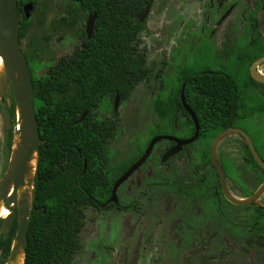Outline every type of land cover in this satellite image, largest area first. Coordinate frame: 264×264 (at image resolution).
<instances>
[{"label":"rangeland","instance_id":"obj_1","mask_svg":"<svg viewBox=\"0 0 264 264\" xmlns=\"http://www.w3.org/2000/svg\"><path fill=\"white\" fill-rule=\"evenodd\" d=\"M23 1L34 6L22 27L20 23V46L39 85L51 68L79 46L89 15L72 0ZM256 2L155 0L145 29L134 41L136 52L145 55L140 81L120 101L118 121L112 116L113 100H104L96 112L99 120H110L116 126L106 148L109 179L116 182L123 175L124 163L144 149L149 139L190 138L193 125L185 115L178 111L173 118L164 119L155 109L161 99H175L186 74L184 67L225 71L235 77L242 99L240 119L232 127L251 137L264 160V101L256 89L247 86L251 67L247 58L264 53L249 43L253 37L247 30L249 13L258 10ZM257 12L263 18L264 12ZM258 29L264 44V29ZM258 69L264 74V65ZM5 91L0 97V180L11 163L6 144L10 125L6 100L15 97L9 83ZM72 96L73 90H63L53 97L60 101ZM36 105L42 107L43 101L37 99ZM215 134L194 141L165 162L161 158L171 144L158 142L145 164L117 190L119 205L129 209L113 203L104 207L111 196L98 208L87 207L74 264H264V233H257V227L249 223L251 210L224 204L219 195L222 204H214L209 196L192 199L172 188L182 184L191 189L202 175L213 187L218 186L215 167L204 155ZM245 142L237 132L225 136L217 144L216 158L231 196L247 204L264 202V172L249 162ZM31 209L32 204L30 213ZM236 227H247L248 233L241 234Z\"/></svg>","mask_w":264,"mask_h":264},{"label":"trees","instance_id":"obj_2","mask_svg":"<svg viewBox=\"0 0 264 264\" xmlns=\"http://www.w3.org/2000/svg\"><path fill=\"white\" fill-rule=\"evenodd\" d=\"M72 1L82 7L87 15L95 12L98 15L91 38L84 30L79 46L58 66L51 68L44 81L36 85L32 73L35 102L37 99L43 101L42 107L36 105L43 142L33 183L24 264H74V256L81 248L80 237L87 207L102 206L101 203H105L104 200L107 201L111 196L115 183L108 177L106 148L116 126L110 120H99L96 112L104 100H113L117 95L122 97V101L128 97L144 72L145 55L136 52L134 41L146 24V21H139L138 15L155 0ZM23 6L24 1L19 0L18 13L23 19L21 27L27 20ZM256 8L264 12V0H257ZM257 11L249 13L247 30L253 36L249 43L264 51V44L260 40L262 33L258 29H264V15L260 19ZM22 36L21 28L20 40ZM263 55L247 56V59L252 64ZM186 75H183V83L173 101L165 102L161 99L155 104L160 117L173 118L180 111L193 125L194 133V123L181 101V88L186 82V102L199 123L219 125L200 126V139H210L208 132L212 129L221 132L232 127L242 99L235 77L225 72ZM247 86L256 89L264 101L263 83L257 82L249 74ZM63 90H73L72 98L56 101L54 94ZM6 107L10 123L6 144L11 153L17 126V103L14 96L6 100ZM85 111L89 113L80 121ZM112 116L113 120H119L118 112L113 110ZM149 142L150 139L144 149L124 163L120 176L142 156ZM245 144L249 162L264 172L255 161L248 143ZM209 154L210 146L205 156L211 162ZM216 177L219 180L217 170ZM209 180L206 175H202L191 189L182 184H174L172 188L188 194L192 199L209 196L214 204H222L217 197L219 195L223 197L224 204L241 211L251 210L249 223H252L253 228L257 227V233H264V207L252 206L264 202L255 200L251 205H234L225 198L220 183L215 188ZM118 206L129 209L128 206ZM218 209L223 210L222 206ZM18 228V220H15L9 233L0 235V264H5L9 258ZM236 229L241 234L243 231L248 233L247 227Z\"/></svg>","mask_w":264,"mask_h":264},{"label":"water","instance_id":"obj_3","mask_svg":"<svg viewBox=\"0 0 264 264\" xmlns=\"http://www.w3.org/2000/svg\"><path fill=\"white\" fill-rule=\"evenodd\" d=\"M33 6H34L33 2H29L24 5L23 10L26 18H29L30 10L33 8ZM18 7H19V0H0V56H2L4 59L7 69L8 83L14 88L17 108L18 106H20L22 110V118H23V126L20 129V133L22 134V140H23L22 150L18 154L17 159L14 162L10 163L8 171L0 180V193H4V191L8 188L11 180L13 178L16 179V186L13 192L10 195L4 194L3 196L4 206L8 209H10L12 204L18 205L17 189L23 181L25 166L35 148L38 150V153L40 155V145L43 142V139L40 134L39 121L36 111L32 72L28 60L26 56L22 53L20 46V39H19L20 18L18 13ZM150 10H151V4L147 5L140 12V14L138 15V19L140 22H144L146 20V18L149 16ZM97 15H98L97 12L90 14L86 22V33L88 34L89 38H91L93 34ZM263 64H264V55L256 59L251 64L250 74L254 80L264 84V74L261 73L258 69L259 66ZM16 73L18 74V77L16 76ZM120 101H121V96L117 95L114 100V110L116 112L119 110ZM181 101L185 110L190 114V117L195 125V133L193 134V136L187 139H178L172 136H155L154 138H152L147 148L145 149L144 153L142 154V156L135 163H133L130 166V168L115 182V184L113 185L111 198L106 202L105 205L109 203H114L116 205L119 204V198L117 196L118 188L135 171H137L145 164V162L151 156L154 147L158 142L162 140H167L175 143L174 146L170 147L164 153L162 157V162H165L169 158L180 153L181 150H183L184 146L189 145L198 139L200 134V123L196 114L186 102L185 85H183L181 90ZM88 113H89L88 111H85L81 116L80 121H82L87 116ZM233 132L240 133L246 139L255 161L261 168L264 169V160L257 151L251 137L245 131L235 127L226 129L214 139L211 146V160L218 169L222 191L226 196L227 200L235 205H246L247 204L246 201L235 198L231 196V194L229 193V190L227 189L225 183L224 170L216 158L217 144L225 136ZM38 167H39V160H38L36 175H37ZM10 210L11 213L7 217L1 219L2 220V226L0 230L1 232H5V233L9 232L12 222L18 213L17 210L15 209H10ZM29 213L30 211L28 208L26 209V212L23 217L20 218V216L18 215L19 228H18L17 236L13 241V245L15 240L17 239L23 241L24 244L26 245ZM13 245H12V252L6 264H9L10 261L15 260L18 256V254H15L13 252ZM24 250H25V246H24Z\"/></svg>","mask_w":264,"mask_h":264},{"label":"bare ground","instance_id":"obj_4","mask_svg":"<svg viewBox=\"0 0 264 264\" xmlns=\"http://www.w3.org/2000/svg\"><path fill=\"white\" fill-rule=\"evenodd\" d=\"M18 77V74L16 73ZM18 84V83H16ZM8 86V76L7 69L2 56H0V97L3 95L4 91ZM6 92V91H5ZM23 126V118H22V110L20 106L17 108V126H16V137L14 139V144L11 152V162H14L17 159L18 154L22 150V134L20 133V129ZM38 150L35 148L28 159V162L25 166V172L23 176V181L19 185L17 189V197H18V205L12 204L10 209H15L18 212V215L21 217L24 216L26 209L30 208V204L33 196V183L36 175L38 160H39ZM16 186V179L13 178L8 186V188L4 191V193H0V220L2 218L7 217L11 210L4 206L3 196L4 194L10 195ZM24 242L17 239L13 245V252L18 254L15 260L9 262V264H24L25 261V250H24Z\"/></svg>","mask_w":264,"mask_h":264},{"label":"flooded vegetation","instance_id":"obj_5","mask_svg":"<svg viewBox=\"0 0 264 264\" xmlns=\"http://www.w3.org/2000/svg\"><path fill=\"white\" fill-rule=\"evenodd\" d=\"M27 4V3H26ZM154 4V3H153ZM153 4H151V8H152V5ZM25 5V4H24ZM149 5V4H148ZM24 7V6H23ZM24 11V10H23ZM150 12H151V10H150ZM25 14V13H24ZM150 14V13H149ZM90 15V14H89ZM89 17V16H88ZM146 21V20H145ZM86 30V29H85ZM213 40V39H212ZM214 43V47L216 48V51H217V53L218 54H221L220 53V51L221 50H219V46H218V44L216 43V42H213ZM245 56V55H244ZM185 69H186V73H187V75L186 76H190L191 75V73H198V72H225V71H212V70H208V69H206V70H199V69H196V68H193V67H184ZM225 73H227V72H225ZM183 85H185V88H186V82L183 84ZM183 85H182V87H183ZM181 90H182V88H181ZM114 100H115V98L113 99V108H114ZM121 101H122V97H121ZM120 107V106H119ZM185 109V108H184ZM114 110V109H113ZM119 111V110H118ZM117 111V112H118ZM114 112H116L115 110H114ZM88 115V114H87ZM240 119V117L237 115V119L235 120V121H237V120H239ZM195 126V125H194ZM200 126H219V125H217V124H213V123H209V124H203V125H201L200 124ZM233 126V125H232ZM231 128V127H230ZM226 130V129H225ZM224 130V131H225ZM15 131H16V128H15ZM214 131H216L217 132V134H215V136L213 137V139H212V141H211V144H210V146H212V143H213V141H214V139L220 134V133H222L223 131H221V132H218V130L217 129H213L212 131H211V133L210 134H212ZM194 133H195V131H194ZM193 133V134H194ZM193 134H191L190 135V137H192L193 136ZM210 134H208V135H210ZM15 138V137H14ZM187 139V138H186ZM198 139H200V134H199V137H198ZM197 139V140H198ZM167 141V140H166ZM171 142V141H170ZM175 145V143L173 142V144L171 145V147L172 146H174ZM188 145H186V146H184L183 147V150H181V152L182 151H184V150H186V147H187ZM170 148V147H169ZM190 150V149H189ZM12 152V151H11ZM164 155V154H163ZM205 155V154H204ZM10 156H11V153H10ZM209 156H210V160H211V147H210V154H209ZM163 157V156H162ZM161 161H162V158H161ZM211 163L213 164V162H212V160H211ZM214 165V164H213ZM222 166V165H221ZM214 167H215V169L218 171V169H217V167L214 165ZM218 174H219V172H218ZM219 178H220V176H219ZM221 185V184H220ZM221 188H222V186H221ZM114 204V203H113ZM107 205H109V204H107ZM107 205H103L104 207L105 206H107ZM119 205V204H118ZM251 205V204H250ZM252 206H254V207H264V204H262V203H259V204H254V205H252ZM15 220H18V213H17V215L15 216V218H14V220H13V222H12V225H13V223L15 222ZM12 225H11V227H12ZM1 226H2V220H1ZM1 226H0V230H1ZM11 229V228H10ZM10 231V230H9ZM2 233H4V234H8V233H5V232H1L0 231V235L2 234ZM10 257V256H9ZM9 259V258H8ZM7 262V261H6ZM6 264V263H5Z\"/></svg>","mask_w":264,"mask_h":264}]
</instances>
